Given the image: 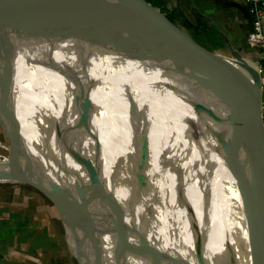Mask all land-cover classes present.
Here are the masks:
<instances>
[{
    "label": "bare ground",
    "instance_id": "bare-ground-1",
    "mask_svg": "<svg viewBox=\"0 0 264 264\" xmlns=\"http://www.w3.org/2000/svg\"><path fill=\"white\" fill-rule=\"evenodd\" d=\"M3 1L7 8L0 1V114L20 108L30 115L0 118L7 137L0 141V183L29 179L57 189L71 183L80 168L73 154L54 140L51 121L73 125L76 82L91 83L95 111L90 136L81 146L89 156L95 153L107 191L119 203L110 213V234L130 241L141 250L137 253L151 249L154 255L166 254L163 264H259L264 190L249 138L240 127L228 125L227 110L175 49L156 40L119 0H57L72 38L19 40L5 26L10 0ZM212 56L246 89L257 118L255 65ZM25 118L44 131L35 149L17 144L16 123ZM151 152L164 155L182 175L163 168ZM141 166H154L183 189L198 190L216 211L220 231L200 215L186 225L193 232L178 237L180 226L168 215L157 219L151 212V192L134 171ZM190 214L186 211V217ZM141 237L151 247L142 249ZM103 241L113 261L109 237ZM146 261L130 258L127 264Z\"/></svg>",
    "mask_w": 264,
    "mask_h": 264
},
{
    "label": "water",
    "instance_id": "water-1",
    "mask_svg": "<svg viewBox=\"0 0 264 264\" xmlns=\"http://www.w3.org/2000/svg\"><path fill=\"white\" fill-rule=\"evenodd\" d=\"M0 1L1 7L6 9L5 2ZM119 3L156 40L175 49L180 60L185 61L198 73L201 80L204 81L203 87L209 89L214 101L220 102L223 108L227 110L226 122L228 125L240 127L248 136L252 147L253 163L262 178V189L264 190V126H262L261 120V84L257 72L255 82L257 84L256 100L259 110L257 109L256 118L246 89L225 65L223 66L213 58L212 53L215 51L209 52L198 47L170 22L165 12L153 7L147 1L119 0ZM9 7L5 26L19 40L54 42L56 38L62 40L72 38L64 26L57 0H10ZM247 16L251 22L248 13ZM76 87L78 92L72 103L73 114L77 115L76 122L70 127L64 121L62 122L63 125L53 121L51 124L54 140L73 154L80 168V173L75 175L71 183L59 189L29 179L23 182L17 181V183L30 186L56 201L59 204L58 211L64 210L62 212L67 215L73 230L100 252L104 248L103 237L108 236L110 255L114 264H127L130 258L146 259V264H163L167 258L166 254L154 255L151 249L145 254L137 253L141 250L135 249L130 241L125 242L118 236L113 237L110 234V213L118 208L119 203L117 198L107 191L101 178L95 153L93 156H89L88 151L81 146L84 137L90 136L93 123L95 109H93L89 98V88L92 87V84L89 83L87 86V84H82L79 81L76 82ZM196 109L198 108L196 107ZM216 118L220 120L218 114ZM77 138L81 140L79 144L73 142ZM11 142L9 136V158L12 157ZM261 210V258L259 264H264V201ZM139 240L142 249L151 247L142 237ZM143 256H148V258L144 259Z\"/></svg>",
    "mask_w": 264,
    "mask_h": 264
},
{
    "label": "crops",
    "instance_id": "crops-1",
    "mask_svg": "<svg viewBox=\"0 0 264 264\" xmlns=\"http://www.w3.org/2000/svg\"><path fill=\"white\" fill-rule=\"evenodd\" d=\"M165 3L168 10L165 12L167 18L170 20L168 14L173 17L170 22L201 49L209 52L220 50L222 53L225 51L232 55L252 56V52L245 43L246 37L251 31V22L247 16L243 0H174L172 8H169L167 0ZM183 20L190 23L192 28L184 27L181 24ZM151 168L155 176V172L158 171L155 167L151 166ZM141 169L135 168L134 171L137 179H141L144 183V178H141L142 174L138 172ZM157 174L159 175V173ZM158 179L161 180V176H158ZM152 180L145 182L146 191L151 192L152 195V202L149 203L151 212L157 219H162L168 215L174 223L176 221L180 223L179 216L173 210H178L183 207V204L175 209L172 203L163 204L160 200L156 201L155 192L151 187ZM164 182L166 183V180ZM167 194L169 193L163 195V199L168 201L169 198L165 197ZM180 197L185 199L186 195L182 194ZM180 197L181 202L173 201V203H183L184 200ZM4 201L6 200H0V264H40L41 260L38 259V256H44L51 252L56 253L61 245H63L61 248L63 250H72L74 245L71 240L61 238L58 241L55 233L52 234V229L48 226L36 228L35 222L32 220L34 219L32 213L37 212V207L32 206L35 208L32 210L29 203L23 207L28 201L24 199L23 203L22 196L18 197L17 200L14 197L7 206ZM18 203L21 207L18 206ZM188 207L190 206L184 207L185 211H188ZM161 208L165 211H162ZM190 209L192 210L191 207ZM182 225L186 227L185 224L182 223ZM40 232L46 233L54 246L46 245L35 252H31V247L37 241V235ZM62 241L65 243L60 245ZM77 244L82 243L78 240ZM84 244L85 248L89 245L83 239Z\"/></svg>",
    "mask_w": 264,
    "mask_h": 264
},
{
    "label": "rangeland",
    "instance_id": "rangeland-1",
    "mask_svg": "<svg viewBox=\"0 0 264 264\" xmlns=\"http://www.w3.org/2000/svg\"><path fill=\"white\" fill-rule=\"evenodd\" d=\"M167 3L169 5V8H172L174 5L173 4L174 0H167ZM160 10L164 12L162 9ZM212 55H221L226 58H230L229 56L232 54L227 53L225 51L223 53L220 51H215L214 53H212ZM204 89L205 88H203L201 92H203ZM7 114L8 116H16L18 114L30 115L28 111L24 113L23 111H21L20 108H17L16 110H13L11 112L0 114V118H2L3 115H7ZM16 125L19 127L18 128L19 138L17 144L27 149H35L38 143L41 141L42 139L41 137L43 136L44 131L38 125H36V123L31 118L30 119L25 118L23 120H20L19 122L16 123ZM3 136L6 137V134L4 132L0 119V141L4 139ZM152 154H153V159L157 163H159L163 168H166L167 166V168L173 170L178 175H182L181 171L174 164L166 161L164 155L162 156L157 153H152ZM147 169L150 171H147ZM157 171L158 172H155V176H154V171L152 170L151 167L143 166V169H141L138 172L142 174L141 178H144L146 182L152 180L154 177V179L151 182V187L153 189V192H155L156 201L160 200V202H162L163 204L172 203L175 209H177L180 204H183V207L179 208L178 210H173L176 213V215L179 216L180 219V223L177 221L175 222L176 227L180 226V228H182V230H180L179 232L178 229L175 227L177 229V232L175 233L178 235V237L179 236L186 237V233H185L186 230L193 232V230L191 228H188V226L186 225H193V221L200 219V215L206 216L208 220L216 226L218 231H220L216 211L212 209L210 206H208L207 200L205 201L203 199V197L199 194L198 190L192 189L190 187L183 189L176 183L172 182L165 173H163L158 169ZM157 173H159V175ZM158 176L159 177L161 176V180L158 179ZM165 180L166 183L164 182ZM139 181L142 182L141 179H139ZM145 186L146 185L144 183V187ZM166 193H169L165 196L166 198H169L168 201L163 199L164 198L163 195ZM182 194L186 195V198L183 199L184 200L183 203H178L181 202L179 197ZM20 196H22L23 203H24V199L28 201L26 202V204L23 205V207L27 206L28 203L30 205V209L32 210L35 209L32 206L37 207V212L35 211L34 214L32 213V215H34V219L32 220L35 222L36 228L42 226H48L49 228L52 229V234L55 233L54 235L56 236V239L58 241H60L61 238L64 240L69 239L73 242L74 245L71 251L68 249L63 250L61 249L63 248V245L61 244L62 243L64 244L65 242L62 241L60 243L61 246L57 249L56 253L51 252L44 256L42 255L38 256V259L41 260L40 264H103V260H104V264H114L113 261H111L110 257H108L106 252H104V250L100 252L91 245H88L87 248H85V244L83 245V238H81V236L78 235V233L75 232V230H73V227L68 221L67 215H65V213L62 212L64 210L62 209V211L60 212L58 211L59 204L56 201H54L52 198L47 197L42 192L37 191L36 189L27 185H22L19 183L17 184L0 183V200L3 199L6 200L4 201L5 202L4 204L6 206L9 205L8 203L11 200H13L14 197L17 200V198ZM173 201H178V202L173 203ZM150 202H152L151 198L149 203ZM186 205H189L192 208V210L190 209V207L187 208L188 211L191 210V214L189 218L188 216L186 217V211L184 209ZM18 206L21 207L20 204ZM182 223L185 224L186 227H184ZM78 240H80L82 244L78 245L77 244ZM107 260H109V262Z\"/></svg>",
    "mask_w": 264,
    "mask_h": 264
},
{
    "label": "built area",
    "instance_id": "built-area-1",
    "mask_svg": "<svg viewBox=\"0 0 264 264\" xmlns=\"http://www.w3.org/2000/svg\"><path fill=\"white\" fill-rule=\"evenodd\" d=\"M250 16L252 28L245 43L252 56L230 55L236 63H252L255 65L261 84V120L264 126V0H243Z\"/></svg>",
    "mask_w": 264,
    "mask_h": 264
},
{
    "label": "trees",
    "instance_id": "trees-1",
    "mask_svg": "<svg viewBox=\"0 0 264 264\" xmlns=\"http://www.w3.org/2000/svg\"><path fill=\"white\" fill-rule=\"evenodd\" d=\"M145 1H147L148 3H150L153 7L162 9L164 12H168V10L166 9L165 0H145ZM168 17L170 18V20H172V18H173L169 14H168ZM181 24H183V26L186 27L187 29H191L192 28V26L190 25V23H187L184 20L181 21ZM46 245H53V244H52L49 236L46 235V233H41L40 232V234L37 235V241L31 247V250L30 251L31 252H35L37 249H40L41 247H44ZM107 261L109 262V260H107Z\"/></svg>",
    "mask_w": 264,
    "mask_h": 264
}]
</instances>
